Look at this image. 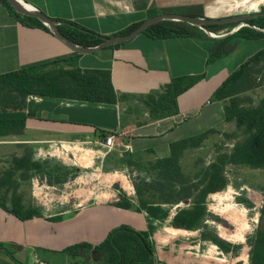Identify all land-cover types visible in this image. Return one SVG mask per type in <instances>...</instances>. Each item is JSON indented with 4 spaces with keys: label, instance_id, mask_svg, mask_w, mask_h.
<instances>
[{
    "label": "crops",
    "instance_id": "obj_1",
    "mask_svg": "<svg viewBox=\"0 0 264 264\" xmlns=\"http://www.w3.org/2000/svg\"><path fill=\"white\" fill-rule=\"evenodd\" d=\"M23 1L53 20L73 22L107 38L142 24L152 9L201 6L210 20L264 13V0H145V9L136 0ZM48 29L22 25L0 1V75L77 57L81 70L110 72L119 100L100 104L28 97L23 135L0 139V177L7 178L5 206L12 207L15 195L40 217L20 220L0 207V244L18 264H74L66 254L69 248L98 246L114 229L128 226L148 234L156 264H251V250L244 258L225 253L202 238V229L174 228L176 207L168 220H159L114 203L125 197L137 206L132 178L139 164L169 159L174 143L236 128L226 122L224 103L212 97L233 72L264 50V37L241 40L229 55L210 63V48L234 28L224 30L229 34L220 39L204 29L203 38L140 34L119 47L90 53L78 52ZM185 76L203 79L178 97L176 115L151 120L141 98ZM108 136L114 138L111 149L104 146ZM195 149L186 150L181 159ZM211 223L206 216L204 228L209 230ZM7 251H0V264L8 263Z\"/></svg>",
    "mask_w": 264,
    "mask_h": 264
},
{
    "label": "trees",
    "instance_id": "obj_2",
    "mask_svg": "<svg viewBox=\"0 0 264 264\" xmlns=\"http://www.w3.org/2000/svg\"><path fill=\"white\" fill-rule=\"evenodd\" d=\"M0 1L22 25L49 30L38 19L18 14L7 0ZM146 6V2L138 5L142 9H145ZM164 13L204 18L201 6L166 10L152 9L149 18ZM58 22L59 32L68 41L82 48H96L101 46L107 38L73 22ZM244 22L248 26L217 41L210 48L208 62L211 63L229 55L241 40L264 37V16L247 19ZM239 24L240 22L210 25L204 29L218 33L226 29L230 31ZM140 25L134 24L117 36L130 34ZM143 34L154 39L204 37L202 28L179 21L159 22L145 30ZM121 45L117 44L104 49L116 48ZM77 60L76 57L67 61L0 75V139L23 135L27 99L32 95L100 104H116L118 102L119 97L111 84L110 72L81 70L77 65ZM202 79L203 76L175 78L163 89L142 97L141 99L148 108L150 119L158 120L176 115L178 113V97ZM263 79L264 50L256 53L233 72L213 95V101L224 103L226 122L234 123L236 129L241 131L243 139L234 144L230 153L221 154L215 162L209 165L203 178V182H207L206 188L199 191L200 185L195 184L196 179L183 171L180 159L186 150L200 147L209 134L215 133L213 130L172 144L169 159L148 163L147 171L148 174H153L152 182H149V178L143 177L141 173L137 177L134 176L132 183L136 193L137 206H134L125 197H121L114 205L122 209H134L137 212L145 213L150 218L159 220H168L171 217V211L176 207L175 214L171 217V224L174 228L189 231L202 229L204 240L216 244L225 253L235 250L215 233L204 228V220L208 216L207 198L210 194L225 187L224 166L246 164L251 168H264V99L259 101L256 106L246 107L244 105L246 100L241 98V95L260 87ZM6 179L0 177V207L20 220L40 217L36 210L24 208L21 200L15 195L12 197V207L5 206L6 194L2 193V187L6 185ZM197 192L200 197L194 200V194ZM145 195H148L152 201L144 199ZM184 201L192 203L189 207H181L180 204ZM261 214L264 217V208ZM251 247V264H264L263 231L257 232ZM6 249L9 259L18 264L13 252L0 244V251ZM66 254L74 264H156L148 234L128 226L114 229L98 246L80 244L69 248Z\"/></svg>",
    "mask_w": 264,
    "mask_h": 264
},
{
    "label": "rangeland",
    "instance_id": "obj_3",
    "mask_svg": "<svg viewBox=\"0 0 264 264\" xmlns=\"http://www.w3.org/2000/svg\"><path fill=\"white\" fill-rule=\"evenodd\" d=\"M136 2L137 5H142L146 1L136 0ZM261 84L263 85L260 91L253 90L241 95V98L246 100L244 104L246 107L256 106L264 99V80ZM208 137L198 149L189 151L180 160L183 171L196 179L195 184L200 185L199 191L207 186L203 178L209 165L221 154L230 153L234 144L243 139L241 131L236 128L224 133L217 131ZM145 164H139L140 167L135 169L134 176L137 177L141 173L152 182L153 174H148ZM223 175L226 180L225 187L207 198L208 216L212 221L208 225L209 230L228 239L229 245L235 249L232 254L237 253L244 258L252 249L251 243L257 232H264V217L261 214L264 208V168H251L246 164H228L224 166ZM194 195V200L200 197L199 192ZM144 199L152 201L148 195H145ZM9 261L8 263L3 261L1 264H12L10 259Z\"/></svg>",
    "mask_w": 264,
    "mask_h": 264
},
{
    "label": "water",
    "instance_id": "obj_4",
    "mask_svg": "<svg viewBox=\"0 0 264 264\" xmlns=\"http://www.w3.org/2000/svg\"><path fill=\"white\" fill-rule=\"evenodd\" d=\"M7 1L18 14L38 19L45 26L50 28L60 39H62L66 43H69L72 47H74L80 53H90L93 51H100L110 46H115L117 44L129 42L135 39L138 35L143 34L145 30H147L154 24H157L162 21H179V22H184L189 25L204 29L206 26H210V25H226V24H234L237 22H240L239 25H241L242 23H245L244 21L247 19L255 18L258 16H264V13H261V14H256L252 16H246V17H234V18H228V19H223V20H210L206 18H197V17H192L189 15H183V14H178V13H164V14H159V15H156L154 17L147 19L130 34L123 35V36L108 37L105 39L104 43L101 46H98L92 49V48H82L68 41L59 32L57 28L59 22L47 17L44 13L37 11V10H28L20 3V0H7Z\"/></svg>",
    "mask_w": 264,
    "mask_h": 264
},
{
    "label": "built area",
    "instance_id": "obj_5",
    "mask_svg": "<svg viewBox=\"0 0 264 264\" xmlns=\"http://www.w3.org/2000/svg\"><path fill=\"white\" fill-rule=\"evenodd\" d=\"M21 3H24L26 4L23 0H20ZM28 5V4H26ZM29 6V5H28ZM31 7V6H30ZM33 10H35L33 7H31ZM248 26V24L246 23H242L241 25L237 26L236 28H234L233 30V33L237 32L240 28L242 27H246ZM207 35L213 39H220V38H223V37H226L229 32L227 31H221V32H218V33H214V32H210V31H207L206 32ZM93 49V48H92ZM104 146L108 149H111L113 146H114V138L113 136H108L105 141H104ZM39 264H45V263H39Z\"/></svg>",
    "mask_w": 264,
    "mask_h": 264
},
{
    "label": "bare ground",
    "instance_id": "obj_6",
    "mask_svg": "<svg viewBox=\"0 0 264 264\" xmlns=\"http://www.w3.org/2000/svg\"><path fill=\"white\" fill-rule=\"evenodd\" d=\"M21 3V2H20ZM25 8H27L28 10H33L30 6L24 4V3H21Z\"/></svg>",
    "mask_w": 264,
    "mask_h": 264
}]
</instances>
